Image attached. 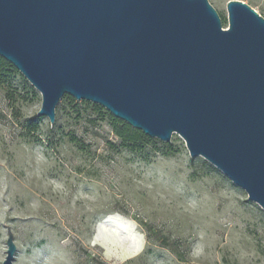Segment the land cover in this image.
<instances>
[{"label": "water", "instance_id": "1", "mask_svg": "<svg viewBox=\"0 0 264 264\" xmlns=\"http://www.w3.org/2000/svg\"><path fill=\"white\" fill-rule=\"evenodd\" d=\"M208 0H0V57L52 124L71 96L150 138L177 134L264 210V17ZM6 255L16 246L7 226Z\"/></svg>", "mask_w": 264, "mask_h": 264}, {"label": "rangeland", "instance_id": "2", "mask_svg": "<svg viewBox=\"0 0 264 264\" xmlns=\"http://www.w3.org/2000/svg\"><path fill=\"white\" fill-rule=\"evenodd\" d=\"M208 1L227 28L228 0ZM19 75L0 88V264L7 226L13 264H264V210L177 134L131 151L107 110L64 97L30 131L41 96ZM101 227L132 248L108 252Z\"/></svg>", "mask_w": 264, "mask_h": 264}, {"label": "trees", "instance_id": "3", "mask_svg": "<svg viewBox=\"0 0 264 264\" xmlns=\"http://www.w3.org/2000/svg\"><path fill=\"white\" fill-rule=\"evenodd\" d=\"M13 75H19V72L9 62L0 57V88L2 86L8 85L10 77ZM22 81L28 85L25 79L22 78ZM7 97H9V94H7ZM63 97L74 101V98L71 96L65 95ZM91 107L94 112L102 110V108L96 104H91ZM108 117L115 136L119 139L121 145L128 148L129 150L137 151L141 149L143 144H148L152 141L150 137L146 136L141 131L136 130L123 121L114 118L111 114H108ZM39 120L40 117L36 115L33 117V121L29 126L30 131H36Z\"/></svg>", "mask_w": 264, "mask_h": 264}, {"label": "clouds", "instance_id": "4", "mask_svg": "<svg viewBox=\"0 0 264 264\" xmlns=\"http://www.w3.org/2000/svg\"><path fill=\"white\" fill-rule=\"evenodd\" d=\"M99 236L98 242L104 244L108 249V252H112L115 249L123 248L128 251L132 248L134 241L131 238L120 237L115 230H110L104 227L98 229ZM108 252L105 253V258H108Z\"/></svg>", "mask_w": 264, "mask_h": 264}]
</instances>
